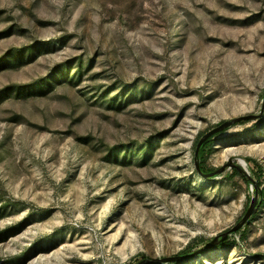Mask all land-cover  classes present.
Returning a JSON list of instances; mask_svg holds the SVG:
<instances>
[{"label": "rangeland", "instance_id": "rangeland-1", "mask_svg": "<svg viewBox=\"0 0 264 264\" xmlns=\"http://www.w3.org/2000/svg\"><path fill=\"white\" fill-rule=\"evenodd\" d=\"M263 192L264 0H0V264L189 255L256 194L168 264H264Z\"/></svg>", "mask_w": 264, "mask_h": 264}, {"label": "water", "instance_id": "water-1", "mask_svg": "<svg viewBox=\"0 0 264 264\" xmlns=\"http://www.w3.org/2000/svg\"><path fill=\"white\" fill-rule=\"evenodd\" d=\"M252 117H239L236 119H233L231 121H227L222 123L221 125H219L218 127L212 129L211 131H209L208 133H206L197 143L195 151H194V167L196 172L203 178L205 179H211V178H215L217 176H219L220 174H223L228 168H235L240 172H243L245 176L249 175L246 173V171L244 170V161L242 160V163L239 165H235L232 162L222 166L220 169H217L216 171H213L211 173L208 174H203L200 168V161H199V151L202 147V145L208 141L210 138H212L214 135L222 132L223 130L233 126L234 124L241 122V121H245V120H249ZM259 206L258 203V194H256V197L252 199L251 204L248 208V210L246 211L245 215L243 216V218L237 223V225L235 227H233L230 231H228L225 234L216 236L212 241H210L205 247L189 254V255H177V256H173V257H166V258H158V259H147V260H143L141 262H139L138 264H168V263H180L183 262L187 259H190L194 256H198V254H200L203 251L206 250H211L214 249L218 244H220L221 242L225 241V239H227L228 235L233 233V232H237L238 230H240L241 228H243V226L245 224H247V221L250 220V218L254 215V213L256 212L257 208Z\"/></svg>", "mask_w": 264, "mask_h": 264}, {"label": "trees", "instance_id": "trees-1", "mask_svg": "<svg viewBox=\"0 0 264 264\" xmlns=\"http://www.w3.org/2000/svg\"><path fill=\"white\" fill-rule=\"evenodd\" d=\"M211 139H212V138H210L208 141H206V142L202 145V147H201V149H200V151H199L200 168H201V171H202L203 174L211 173V171L208 170V169H206V167H205V160H206V158H205V154H206V150H207V149L210 147V145H211ZM196 145H197V144H196ZM247 161H248V160H247ZM235 173L238 174V175H240L239 172L237 171V169L235 170ZM244 180H247V179L244 177ZM261 196L264 198V192L261 193ZM258 203L260 204V203H261V200H260V201L258 200ZM224 244H227V243H221V244L219 245V247H217V248L222 247ZM157 264H159V263H157Z\"/></svg>", "mask_w": 264, "mask_h": 264}]
</instances>
